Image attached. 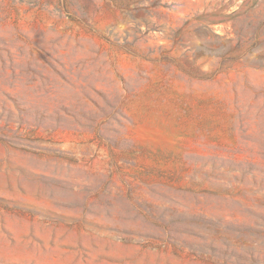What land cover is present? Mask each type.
<instances>
[{"label": "rangeland", "instance_id": "1", "mask_svg": "<svg viewBox=\"0 0 264 264\" xmlns=\"http://www.w3.org/2000/svg\"><path fill=\"white\" fill-rule=\"evenodd\" d=\"M0 264H264V0H0Z\"/></svg>", "mask_w": 264, "mask_h": 264}]
</instances>
